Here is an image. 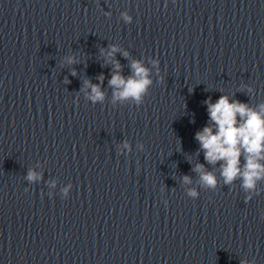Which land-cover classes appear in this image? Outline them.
<instances>
[{"label":"water","instance_id":"1","mask_svg":"<svg viewBox=\"0 0 264 264\" xmlns=\"http://www.w3.org/2000/svg\"><path fill=\"white\" fill-rule=\"evenodd\" d=\"M237 101L261 110L264 69ZM245 155L242 152L241 168ZM222 163L209 164L200 148L128 264H264V179L257 181L254 190L243 189L240 178L227 185L221 175ZM197 165L214 173L215 188L202 184L200 172L194 171ZM190 191L196 195L190 196Z\"/></svg>","mask_w":264,"mask_h":264},{"label":"clouds","instance_id":"2","mask_svg":"<svg viewBox=\"0 0 264 264\" xmlns=\"http://www.w3.org/2000/svg\"><path fill=\"white\" fill-rule=\"evenodd\" d=\"M130 20L129 17H125ZM103 51V50H102ZM119 48L111 45L106 53V62L113 64V71L109 86L113 88V100L124 101L128 99L140 103L146 94L152 81L149 79V69L141 61L131 62L132 75L125 78L122 74V66L113 59ZM127 57L128 53H123ZM69 64L75 62L74 57H66ZM75 75V73H73ZM103 83V75L98 77ZM85 85L90 87L89 99L92 102H102L105 93L101 91L100 84H92L85 81ZM207 105L210 124L205 126L202 131L196 133V140L204 151V158L209 164L215 165L222 161L221 175L224 183L230 185L234 180H242V188L254 190L257 181L264 179V106L261 110L255 111L247 104L239 101H229L227 96H221L215 103L211 98L205 100ZM239 117V120H238ZM216 129L214 132L213 129ZM128 145H125L127 147ZM245 153V164L240 165L241 154ZM203 165H197L194 171L200 172V180L203 185L209 188L217 186V179L214 173L202 171ZM40 177L32 170H29L26 179L35 181ZM184 181L190 182V178L185 176ZM67 192V189H65ZM190 196H195V191L189 192ZM245 264V262H241Z\"/></svg>","mask_w":264,"mask_h":264}]
</instances>
